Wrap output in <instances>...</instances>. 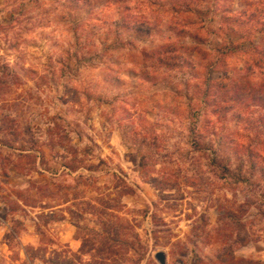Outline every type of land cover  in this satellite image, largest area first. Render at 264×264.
Returning <instances> with one entry per match:
<instances>
[{
  "label": "rangeland",
  "instance_id": "rangeland-1",
  "mask_svg": "<svg viewBox=\"0 0 264 264\" xmlns=\"http://www.w3.org/2000/svg\"><path fill=\"white\" fill-rule=\"evenodd\" d=\"M173 2L0 0V264H264V108L205 99L252 61L217 47L261 34ZM166 43L180 62L150 67Z\"/></svg>",
  "mask_w": 264,
  "mask_h": 264
},
{
  "label": "trees",
  "instance_id": "trees-1",
  "mask_svg": "<svg viewBox=\"0 0 264 264\" xmlns=\"http://www.w3.org/2000/svg\"><path fill=\"white\" fill-rule=\"evenodd\" d=\"M70 3L81 7L84 5H90L92 0H69ZM114 2H123V0H113ZM224 1L227 0H211L214 4L216 10H222L223 24L228 22V25H231V29L227 30V34L237 36L238 33L236 30L238 28H245L242 31H245L247 27H249V32L245 34H250L248 37L253 36L256 32L261 34V41L258 44H253L251 47L241 49L240 44H236L231 41L229 44H225L227 46V50L225 51L222 46H218L216 52L219 53L221 60H225V55L232 51L229 54L235 53L238 50H242L245 53L250 52L252 61L247 66V73H240V78H233L227 74L229 81L227 82H215L213 81L209 87L206 88V104L211 108V112L217 115L220 119L225 118L231 110L235 109L236 104H241L240 109L241 112L248 111L249 107L258 106V108H264V79L260 81H256L253 78V70L257 65H262L264 62V0L255 1V3L260 2L262 8L253 10V9H240L235 11L229 6H226ZM81 4V5H80ZM83 5V6H84ZM197 0H174L171 5V10L173 16H178L180 14L191 13L195 6H197ZM209 9L211 7H208ZM128 11L130 8H127ZM133 15H129L126 17V20L123 22V26L125 29H132L133 26L137 28V20L132 17ZM142 25L138 26V30ZM230 28V27H229ZM233 28V29H232ZM181 32L184 29H180ZM241 31V32H242ZM193 38L197 40L198 35H191ZM188 50L193 51L196 49V46L186 47ZM178 45L174 43H166L164 45L158 46L153 51L146 53L145 60H154L150 67H154L156 70L161 66L170 67V62L179 61L178 55ZM146 64V62H145ZM159 70V69H158ZM252 105V106H251ZM245 114V113H244ZM264 119V117L262 118ZM264 123L263 120H261ZM199 141H197L198 143ZM233 146L236 145L235 142H232ZM252 150L251 147L245 146L244 143H238L235 147V153L241 155L244 150ZM217 151V150H216ZM217 158V157H216ZM217 164H221L220 161H217Z\"/></svg>",
  "mask_w": 264,
  "mask_h": 264
},
{
  "label": "water",
  "instance_id": "water-1",
  "mask_svg": "<svg viewBox=\"0 0 264 264\" xmlns=\"http://www.w3.org/2000/svg\"><path fill=\"white\" fill-rule=\"evenodd\" d=\"M156 256L161 264H166V254L163 251L158 252Z\"/></svg>",
  "mask_w": 264,
  "mask_h": 264
}]
</instances>
